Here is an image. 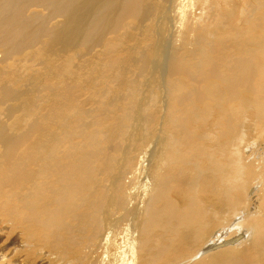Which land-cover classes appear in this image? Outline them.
Segmentation results:
<instances>
[{"label":"bare ground","instance_id":"obj_1","mask_svg":"<svg viewBox=\"0 0 264 264\" xmlns=\"http://www.w3.org/2000/svg\"><path fill=\"white\" fill-rule=\"evenodd\" d=\"M0 224V264H264V0H0Z\"/></svg>","mask_w":264,"mask_h":264},{"label":"rangeland","instance_id":"obj_2","mask_svg":"<svg viewBox=\"0 0 264 264\" xmlns=\"http://www.w3.org/2000/svg\"><path fill=\"white\" fill-rule=\"evenodd\" d=\"M174 35H172V37H170V40L169 41H174L173 43H175L176 41H177V38L176 37H173ZM172 42H168V44H167V46H166V48L164 49V51H165V53L166 54H168L169 53V50H170V45H172L173 43ZM255 187H257V185H254ZM257 191V190H256ZM254 193H255V191H254ZM255 195H256V193H255ZM0 226H1V224H0ZM2 227H5V225L4 226H2ZM6 227H8V226H6ZM1 228V227H0ZM9 228V227H8ZM236 236H238V235H236ZM17 238V235L14 233V235L13 236H11L9 239H8V237L7 236H5V235H2V237H0V240L2 239V241H0V243H3L4 242V244H5V246L7 247V248H5L4 249V252L6 253V254H9L8 253V250L10 251L11 249H15L18 245H21V243H19V238L18 239H16ZM7 249V250H6ZM1 253V252H0ZM9 256H10V254H9ZM46 257H49V256H47V255H45ZM46 257H44L42 254H39V258L38 259H36L35 261L36 262H29V261H23V260H20V259H18L17 257L16 258H14L13 260L14 261H17V262H21L22 264H50V262H49V260L46 258ZM1 259H3V258H0V260Z\"/></svg>","mask_w":264,"mask_h":264}]
</instances>
